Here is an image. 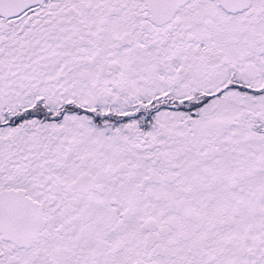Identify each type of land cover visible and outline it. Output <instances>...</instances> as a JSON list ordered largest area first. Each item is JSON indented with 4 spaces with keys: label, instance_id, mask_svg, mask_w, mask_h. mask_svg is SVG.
<instances>
[{
    "label": "snow or ice",
    "instance_id": "6c2138e0",
    "mask_svg": "<svg viewBox=\"0 0 264 264\" xmlns=\"http://www.w3.org/2000/svg\"><path fill=\"white\" fill-rule=\"evenodd\" d=\"M0 264H264V0H0Z\"/></svg>",
    "mask_w": 264,
    "mask_h": 264
}]
</instances>
